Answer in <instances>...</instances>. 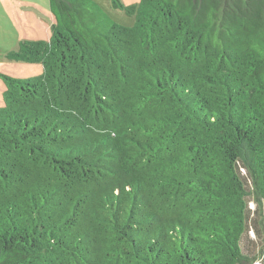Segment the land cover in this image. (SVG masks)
Returning a JSON list of instances; mask_svg holds the SVG:
<instances>
[{
    "label": "trees",
    "instance_id": "1",
    "mask_svg": "<svg viewBox=\"0 0 264 264\" xmlns=\"http://www.w3.org/2000/svg\"><path fill=\"white\" fill-rule=\"evenodd\" d=\"M112 3L134 23L49 0L50 40L7 54L44 69L4 75L0 264H252L264 0Z\"/></svg>",
    "mask_w": 264,
    "mask_h": 264
},
{
    "label": "rangeland",
    "instance_id": "2",
    "mask_svg": "<svg viewBox=\"0 0 264 264\" xmlns=\"http://www.w3.org/2000/svg\"><path fill=\"white\" fill-rule=\"evenodd\" d=\"M116 21L131 25L134 17L114 7L112 0H97ZM125 4L139 0H122ZM53 14L49 0H0V105L5 88L4 75L29 77L42 73L41 62H28L8 57V52L17 50L25 39L50 40ZM256 207L255 203H252ZM254 217L251 215V218ZM253 219L242 238L246 254L255 257L252 264H264V224L253 226ZM258 227V228H257Z\"/></svg>",
    "mask_w": 264,
    "mask_h": 264
}]
</instances>
